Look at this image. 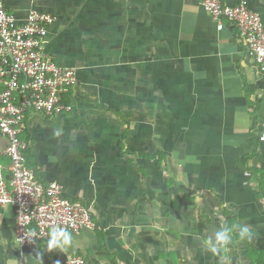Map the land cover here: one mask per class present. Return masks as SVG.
<instances>
[{"label":"crops","instance_id":"crops-1","mask_svg":"<svg viewBox=\"0 0 264 264\" xmlns=\"http://www.w3.org/2000/svg\"><path fill=\"white\" fill-rule=\"evenodd\" d=\"M246 1L264 22V0ZM5 3L19 18L34 7L56 16L45 45L75 71L71 109L25 116V162L84 203L95 227L71 233L65 250L48 251V239L19 246L5 205L0 264H65L69 255L85 264H257L237 238L216 255L204 244L228 210L264 252V72L236 27L218 29L199 0ZM6 144L0 134L5 165Z\"/></svg>","mask_w":264,"mask_h":264},{"label":"built area","instance_id":"built-area-1","mask_svg":"<svg viewBox=\"0 0 264 264\" xmlns=\"http://www.w3.org/2000/svg\"><path fill=\"white\" fill-rule=\"evenodd\" d=\"M199 1L218 29L225 20L236 27L259 70L264 72V22L260 13L246 0L233 4ZM55 18L35 8L19 18L5 0H0V134L7 139L3 154L8 161L7 165L0 163V209L13 206L14 239L19 246L48 239L53 225L72 234L95 227L84 203L63 196L57 183H42L25 162L28 142L21 137L25 116H50L71 109L65 96L76 80L75 71L54 61L45 45L48 26ZM258 139L264 141V129ZM65 264H85V259L69 255Z\"/></svg>","mask_w":264,"mask_h":264},{"label":"clouds","instance_id":"clouds-1","mask_svg":"<svg viewBox=\"0 0 264 264\" xmlns=\"http://www.w3.org/2000/svg\"><path fill=\"white\" fill-rule=\"evenodd\" d=\"M59 130L55 131L54 135L59 136ZM191 160L192 158H186ZM34 235V233H33ZM238 238L240 241L252 239V230L248 225L235 223V224H222L212 236L205 238L204 244L213 255L221 251H226L230 245L233 244L234 239ZM22 242L21 240L19 241ZM73 244V236L70 231L59 225H53L48 232V240L46 242V249L65 250ZM39 259V258H38ZM226 259V257L222 258Z\"/></svg>","mask_w":264,"mask_h":264},{"label":"trees","instance_id":"trees-1","mask_svg":"<svg viewBox=\"0 0 264 264\" xmlns=\"http://www.w3.org/2000/svg\"><path fill=\"white\" fill-rule=\"evenodd\" d=\"M153 160H155V156L153 155ZM157 163H156V167L158 169H162V166H161V163H160V158H158V160L156 159ZM262 170H260L261 172ZM232 215V214H231ZM230 215V216H231ZM229 216V211L226 210L225 214H224V221L231 225L233 223H230L231 222V217ZM238 239V238H237ZM239 240V239H238ZM245 243V248H246V252L245 254L247 255L248 258H251V260L253 262H256L257 264H261V261L262 259L264 258V252L261 251V250H258L256 248L253 247V245H251L250 243L246 242V241H243Z\"/></svg>","mask_w":264,"mask_h":264},{"label":"rangeland","instance_id":"rangeland-1","mask_svg":"<svg viewBox=\"0 0 264 264\" xmlns=\"http://www.w3.org/2000/svg\"><path fill=\"white\" fill-rule=\"evenodd\" d=\"M35 8V7H34ZM15 14V13H14ZM16 15V14H15ZM17 16V15H16ZM26 16V15H25Z\"/></svg>","mask_w":264,"mask_h":264}]
</instances>
